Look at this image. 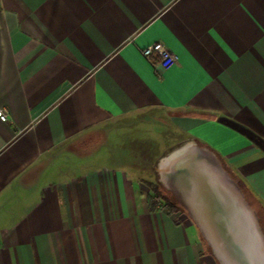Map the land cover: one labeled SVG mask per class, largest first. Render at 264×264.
<instances>
[{"label": "crops", "instance_id": "crops-1", "mask_svg": "<svg viewBox=\"0 0 264 264\" xmlns=\"http://www.w3.org/2000/svg\"><path fill=\"white\" fill-rule=\"evenodd\" d=\"M0 107V264H217L119 157L141 114L176 133L155 166L202 144L264 227V0H0Z\"/></svg>", "mask_w": 264, "mask_h": 264}, {"label": "water", "instance_id": "water-1", "mask_svg": "<svg viewBox=\"0 0 264 264\" xmlns=\"http://www.w3.org/2000/svg\"><path fill=\"white\" fill-rule=\"evenodd\" d=\"M199 146L201 148L190 143L184 146L182 152H173L165 158L166 166L162 169L160 166L157 167L162 184L173 191L177 175L188 172L194 183L192 186L197 192L198 199L195 195H193V199H197L198 203L201 198L205 201V195L199 191V184L194 180L196 177H205V174L201 167L191 165L195 164V158L199 151L208 152L215 163V166H212L215 177L225 185L224 187L219 186V195L223 199L219 201L222 204L220 203L219 206L217 200L215 204L218 203V205L213 206L215 207L213 213L209 211L211 207L206 206L207 204H204L202 208L198 207L204 220H201V227L191 213L189 216L198 226L203 240L219 264H256V261H259L260 264V257H264V231L261 230L256 214L246 201L239 186L232 181L234 179L214 154L203 146ZM179 204L186 210L181 203Z\"/></svg>", "mask_w": 264, "mask_h": 264}, {"label": "rangeland", "instance_id": "rangeland-1", "mask_svg": "<svg viewBox=\"0 0 264 264\" xmlns=\"http://www.w3.org/2000/svg\"><path fill=\"white\" fill-rule=\"evenodd\" d=\"M156 116L157 115H154L153 117V115L146 116L145 114H141L137 117H134L133 119L121 121L118 124V125H122L121 126L122 128H120L119 130V132H121V135L119 136L120 139L117 141V144L115 145L118 154H120L119 157H122L123 161L125 162L129 161L134 166L147 167L148 171L143 170L141 174L144 180L149 181V184L147 185L149 187L154 186L163 194H165V196L170 197L175 202H178V204L181 203L186 208V210H184L186 214L189 216V214L191 213L196 219L198 225H200L201 227L202 226L201 220L202 221L204 220L202 218V213L198 209V207L202 208L204 204H207L206 206L211 207L209 208V211H211V213L215 212V207L213 206L218 205V203L215 204V202L218 200L220 206L221 202L219 200L220 199L223 200L222 196L220 197L219 195L220 194L219 186L224 187L225 185L223 183H220L219 179L215 177V172L212 168V166H215V163L212 159V156L208 152H204V151L198 152L195 158L196 162L194 165L191 166L201 167V169L205 174V177H199V178L194 175L196 177L194 180L196 181V183L198 182L197 184H199V188H200L199 191H201V193L205 195L204 199L206 202L201 198L198 203L197 201L198 198L196 195L197 192L194 190L192 186V184L194 183L190 179L191 174L188 172H182L181 175L180 174L177 175V178H175L173 191L166 188L161 183H158L156 180L157 178H159V174L156 172L158 166L155 165L157 161H159V159L161 158H158L157 160V158L155 157L161 151V148L165 145L166 142L172 141L173 137H176L175 136L176 133L172 129L171 126L172 123L168 120L167 114L163 113V114H159L157 117ZM97 141L100 140L95 139L94 143H96ZM183 144L184 143L177 145L176 148L180 147ZM195 145L197 147H200L198 144ZM164 155L166 156L168 154H164ZM215 158L220 163V160L217 158V156H215ZM152 168L155 170V172L153 173H152ZM232 181L239 186L237 179L234 178V180ZM150 183L152 185H150ZM161 186L163 189L161 188ZM241 192L243 193V195H245L243 190ZM193 195H195L197 199L194 200ZM250 204H251L250 207L253 209L259 221V216L257 215L252 202ZM208 207H206V210H208ZM259 225L262 228L260 222ZM195 226L198 232L200 233L198 226L196 224ZM207 249L211 253V250L208 246ZM217 264L219 263L217 262Z\"/></svg>", "mask_w": 264, "mask_h": 264}, {"label": "built area", "instance_id": "built-area-1", "mask_svg": "<svg viewBox=\"0 0 264 264\" xmlns=\"http://www.w3.org/2000/svg\"><path fill=\"white\" fill-rule=\"evenodd\" d=\"M142 57L153 67L167 69L177 62L176 55L162 42L155 41L145 47H138ZM7 112L0 107V120L7 121Z\"/></svg>", "mask_w": 264, "mask_h": 264}, {"label": "trees", "instance_id": "trees-1", "mask_svg": "<svg viewBox=\"0 0 264 264\" xmlns=\"http://www.w3.org/2000/svg\"><path fill=\"white\" fill-rule=\"evenodd\" d=\"M202 146V144H200ZM224 168L229 172V174L231 175V177L234 179H236V177L226 168V166H224ZM239 184V188L241 189V191L243 190L244 192V197L246 199V201L248 202L249 205H251V201H250V197L247 194L246 190L244 189V187L240 184V182L238 181ZM150 185H152L150 183ZM151 190L153 191V196H149V200L151 201V204L156 203V202H160L163 201V205L166 206L169 211H176V210H183L184 209L174 200H172L170 197L165 196V194H163L161 191H159L157 188H155L154 186L150 187ZM155 198V199H154ZM258 215V212H256ZM259 216V215H258ZM259 222L262 226V222L259 219ZM262 230H264V227L261 228Z\"/></svg>", "mask_w": 264, "mask_h": 264}, {"label": "bare ground", "instance_id": "bare-ground-1", "mask_svg": "<svg viewBox=\"0 0 264 264\" xmlns=\"http://www.w3.org/2000/svg\"><path fill=\"white\" fill-rule=\"evenodd\" d=\"M179 152H180V151H179ZM181 152H182V151H181ZM161 167H163V166H161ZM249 213L252 214L251 211H249ZM262 258H264V257H260V264H264V259H262ZM261 259H262V260H261ZM261 261H262V262H261ZM258 262H259V261H256V264H259Z\"/></svg>", "mask_w": 264, "mask_h": 264}]
</instances>
